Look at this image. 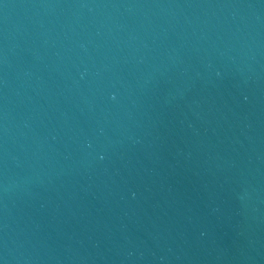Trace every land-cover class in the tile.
<instances>
[{"label": "water", "instance_id": "obj_1", "mask_svg": "<svg viewBox=\"0 0 264 264\" xmlns=\"http://www.w3.org/2000/svg\"><path fill=\"white\" fill-rule=\"evenodd\" d=\"M0 262L264 264V0H0Z\"/></svg>", "mask_w": 264, "mask_h": 264}, {"label": "clouds", "instance_id": "obj_2", "mask_svg": "<svg viewBox=\"0 0 264 264\" xmlns=\"http://www.w3.org/2000/svg\"><path fill=\"white\" fill-rule=\"evenodd\" d=\"M0 264H3V262H0Z\"/></svg>", "mask_w": 264, "mask_h": 264}]
</instances>
